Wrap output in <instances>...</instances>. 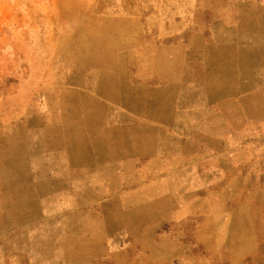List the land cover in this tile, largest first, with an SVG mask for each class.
Listing matches in <instances>:
<instances>
[{
  "label": "crops",
  "instance_id": "0c3cea01",
  "mask_svg": "<svg viewBox=\"0 0 264 264\" xmlns=\"http://www.w3.org/2000/svg\"><path fill=\"white\" fill-rule=\"evenodd\" d=\"M159 4L158 43L103 33L93 78L76 77L91 92H61L60 123L6 142L1 171L30 186L1 206L0 264H120L128 237L139 264H246L256 250L227 149L264 123V0ZM164 225L175 236L158 238Z\"/></svg>",
  "mask_w": 264,
  "mask_h": 264
},
{
  "label": "rangeland",
  "instance_id": "374dc122",
  "mask_svg": "<svg viewBox=\"0 0 264 264\" xmlns=\"http://www.w3.org/2000/svg\"><path fill=\"white\" fill-rule=\"evenodd\" d=\"M159 6V0H0V242L6 215L1 206L17 185L30 186V181L7 179L1 171L3 158L7 161L1 152L6 142L19 140L22 146V141L33 142L38 135L32 125L37 129V125L60 123L59 109L66 105L61 92H91L77 84L76 77L93 78V70L100 66L96 40L103 33L111 39V31H150L147 36L158 43ZM228 139L240 200L247 205L252 225L248 231L255 238L256 250L246 264H264V123L258 130L229 133ZM59 202H64L63 197L49 201ZM49 214L51 221L65 213ZM171 227H159L158 238L175 236ZM186 231L189 242L191 229ZM146 252L130 237L114 249L120 264H139ZM198 262L229 264L218 254L202 252Z\"/></svg>",
  "mask_w": 264,
  "mask_h": 264
}]
</instances>
